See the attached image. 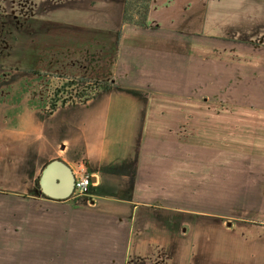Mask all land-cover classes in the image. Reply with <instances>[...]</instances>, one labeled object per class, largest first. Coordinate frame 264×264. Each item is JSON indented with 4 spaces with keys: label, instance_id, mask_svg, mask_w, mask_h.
<instances>
[{
    "label": "rangeland",
    "instance_id": "1",
    "mask_svg": "<svg viewBox=\"0 0 264 264\" xmlns=\"http://www.w3.org/2000/svg\"><path fill=\"white\" fill-rule=\"evenodd\" d=\"M34 2L39 23L25 20L21 0H8L7 13L0 12V264H76L68 223L82 197L42 200L37 185L26 197L5 193L22 188L26 172L16 162L27 166L38 145L36 133L23 132L32 125L22 121L28 102L40 105L28 94L57 105L112 88L171 112L157 119L166 157L189 163L188 191L159 197L153 216L140 220H177L200 231L189 238L206 245L205 264L257 254L254 239L264 238V0H153L155 19L178 21L170 31L124 23L126 0Z\"/></svg>",
    "mask_w": 264,
    "mask_h": 264
},
{
    "label": "crops",
    "instance_id": "2",
    "mask_svg": "<svg viewBox=\"0 0 264 264\" xmlns=\"http://www.w3.org/2000/svg\"><path fill=\"white\" fill-rule=\"evenodd\" d=\"M11 1L14 3L15 0ZM7 2L0 0L1 13H7V7H4ZM20 5L22 16H27L25 20L40 22L39 3L21 0ZM154 10L157 8L152 6L149 25L156 26L158 31L174 30L171 24L177 20L155 19ZM159 68L160 65H156V71ZM150 80L159 82L153 76ZM66 98L57 99L59 104L54 105L49 97L36 98L28 94L30 101H39L40 105L37 109L28 102L22 121L32 125L23 132L36 133L38 145L32 147L33 159L25 160L27 166L22 165V160L16 162L26 172L21 179L22 188L5 189V193L13 197L33 195L36 181L54 160H63L73 172L84 163L93 185L90 195L79 200L84 202L78 201L79 206L75 205V214L70 216L68 223L69 259L72 263L205 264L206 245L201 240L189 238L201 236L200 231L192 233L189 224H180L177 220L168 219L160 225L150 218L140 220L153 216L152 210L157 209L159 197L179 198L184 189L188 191L189 177L187 174L183 176V167L185 165L187 169L189 163L166 157V131L164 122L158 121V118H170L172 113L151 110L146 100L128 88L102 91L84 103ZM160 128L165 132H159ZM184 183L187 184L185 188ZM164 188L172 192L170 196L160 193ZM42 198L54 202L43 195ZM65 201L71 202L72 199ZM183 211L182 207L174 213L180 218ZM154 230L167 232L162 234L165 236H159L152 232ZM113 232L118 235L111 234ZM254 240H258L254 244L262 249L258 248L257 254L241 256L230 264H264V238ZM242 244L253 243L246 240Z\"/></svg>",
    "mask_w": 264,
    "mask_h": 264
},
{
    "label": "water",
    "instance_id": "3",
    "mask_svg": "<svg viewBox=\"0 0 264 264\" xmlns=\"http://www.w3.org/2000/svg\"><path fill=\"white\" fill-rule=\"evenodd\" d=\"M39 193L54 201H65L75 192V175L71 167L61 159L50 162L39 179Z\"/></svg>",
    "mask_w": 264,
    "mask_h": 264
},
{
    "label": "trees",
    "instance_id": "4",
    "mask_svg": "<svg viewBox=\"0 0 264 264\" xmlns=\"http://www.w3.org/2000/svg\"><path fill=\"white\" fill-rule=\"evenodd\" d=\"M153 0H126V6L124 11L123 21L126 24H134L140 26L143 29H149V14L151 10V4ZM138 8V11H137ZM130 10L133 12L140 13L138 21L131 19ZM133 18V17H132ZM37 187H39V179L36 181Z\"/></svg>",
    "mask_w": 264,
    "mask_h": 264
},
{
    "label": "built area",
    "instance_id": "5",
    "mask_svg": "<svg viewBox=\"0 0 264 264\" xmlns=\"http://www.w3.org/2000/svg\"><path fill=\"white\" fill-rule=\"evenodd\" d=\"M75 192L74 196L87 197L90 195V189L93 185L92 177L86 170V165L81 163L79 168L74 171Z\"/></svg>",
    "mask_w": 264,
    "mask_h": 264
}]
</instances>
